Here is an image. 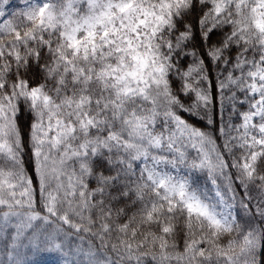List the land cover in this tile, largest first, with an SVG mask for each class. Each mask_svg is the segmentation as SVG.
<instances>
[{
	"label": "snow or ice",
	"instance_id": "6c2138e0",
	"mask_svg": "<svg viewBox=\"0 0 264 264\" xmlns=\"http://www.w3.org/2000/svg\"><path fill=\"white\" fill-rule=\"evenodd\" d=\"M0 264H264V0H0Z\"/></svg>",
	"mask_w": 264,
	"mask_h": 264
}]
</instances>
